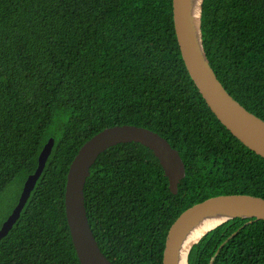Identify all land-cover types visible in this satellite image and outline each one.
I'll use <instances>...</instances> for the list:
<instances>
[{"label": "trees", "instance_id": "trees-1", "mask_svg": "<svg viewBox=\"0 0 264 264\" xmlns=\"http://www.w3.org/2000/svg\"><path fill=\"white\" fill-rule=\"evenodd\" d=\"M201 28L218 80L264 120V0H204ZM123 125L165 138L186 177L172 194L159 160L137 143L99 156L85 206L112 264H163L175 220L209 198L264 199V158L222 125L191 79L173 0H0V199L13 185L22 190L55 140L20 219L0 242V264H81L65 212L69 168L91 138ZM214 257L212 264H264V221L222 224L193 246L188 264Z\"/></svg>", "mask_w": 264, "mask_h": 264}, {"label": "water", "instance_id": "water-1", "mask_svg": "<svg viewBox=\"0 0 264 264\" xmlns=\"http://www.w3.org/2000/svg\"><path fill=\"white\" fill-rule=\"evenodd\" d=\"M203 4L204 0H173L175 33L185 67L207 106L222 125L242 144L264 158V120L247 111L227 92L218 80L204 50L201 28ZM128 143L141 144L153 152L169 180L172 194H178L179 184L186 177V166L179 152L152 130L132 125L114 126L86 142L70 165L65 192L67 223L81 264H112L102 253L94 237L85 206L84 189L91 175V168L99 156L112 147ZM54 146L55 140L50 138L39 156L36 171L25 181L17 205L0 228V242L20 219ZM235 219L264 221V199L251 195H221L188 208L169 229L163 264H188V257L194 245L210 231ZM207 220L212 221L214 225L192 245L183 259L181 248L184 239L193 228ZM225 243L221 245L215 257ZM215 257L210 264L214 263Z\"/></svg>", "mask_w": 264, "mask_h": 264}, {"label": "bare ground", "instance_id": "bare-ground-1", "mask_svg": "<svg viewBox=\"0 0 264 264\" xmlns=\"http://www.w3.org/2000/svg\"><path fill=\"white\" fill-rule=\"evenodd\" d=\"M199 14V9L197 11V16ZM214 224L212 221L207 220L202 223H200L198 226L193 228L189 234L186 236L184 239V242L182 243V248H181V257L185 259L187 256L190 248L194 243H196L199 238L207 231L209 230L210 227H212Z\"/></svg>", "mask_w": 264, "mask_h": 264}, {"label": "rangeland", "instance_id": "rangeland-1", "mask_svg": "<svg viewBox=\"0 0 264 264\" xmlns=\"http://www.w3.org/2000/svg\"><path fill=\"white\" fill-rule=\"evenodd\" d=\"M23 189V187H22ZM21 187L18 185L11 186L0 199V228L2 227L4 220L7 218L11 206L16 202L18 194L22 192Z\"/></svg>", "mask_w": 264, "mask_h": 264}]
</instances>
